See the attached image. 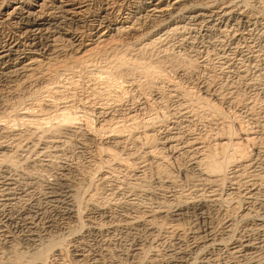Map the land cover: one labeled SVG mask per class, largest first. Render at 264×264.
<instances>
[{"label": "bare ground", "instance_id": "6f19581e", "mask_svg": "<svg viewBox=\"0 0 264 264\" xmlns=\"http://www.w3.org/2000/svg\"><path fill=\"white\" fill-rule=\"evenodd\" d=\"M126 1L128 0H100L102 7L99 13H94L90 9L93 2L91 0H0V82L7 86L11 91V94H9L12 95V97L13 94L18 96L20 95L19 91L27 89L29 97L35 99L38 98L39 95L42 96V93L55 95L56 92L50 87L58 83L57 80L60 79V76H71L74 73L77 75V72L79 74L80 72L86 73L87 71L92 75L91 80L94 84L91 83V90L98 98L96 100H101L102 97L105 99L106 97L109 98L110 101L116 103L120 97H111V93L116 90H119L121 94L123 93L120 90L122 88L120 85L124 83L123 78L132 75L130 74L131 72L137 73L136 75H140L145 79L146 81L144 80L145 82L144 84L142 83V85L147 86L146 88H150L149 90L152 89L154 84H152V81L150 83L148 78L156 74L153 70L154 68L145 63L144 66V64H142V62L140 63L136 58H129L131 57L130 54L134 53L136 57H143L144 53L152 52L153 49L163 42H166L173 34L187 28L186 26L184 27V25L178 26L177 21H188L191 19V21L194 22L196 20L199 22L198 27H204L205 32L219 31L222 33L226 30L225 28L231 25V23H229L230 25L228 26L226 25L229 21L233 23L232 25L238 27H240V25L248 27L253 19L251 13H249L250 11L247 10L250 0H131L130 4ZM254 2L264 10V0H254ZM125 4H128V6L124 8V6H126ZM137 4L143 5L146 11V16H144L142 20L139 18L136 19L133 14L127 13L130 8H135ZM250 7H252V5ZM144 23H149L150 25L143 28ZM192 26L194 27V25ZM85 28H87V31ZM234 39L235 38H233V40ZM121 40L127 41V43ZM162 49L164 55H167L166 52L168 49ZM164 58L168 60L170 66H172L171 64L175 59V61H177L176 64H178V66L180 65L179 67L184 65L182 69L186 71H194L196 68V61L190 59V56L189 58L164 56ZM68 83L69 82H67V84ZM142 85H140V87ZM95 86H97V88H95ZM205 86L203 87V96L193 98L194 100L190 102L191 107L197 110V112H208L209 115L215 116L218 120H225V118L222 117L223 115L221 116L219 114L217 107H215V102L219 103L224 99L216 92L208 93L210 91L208 90L209 87ZM156 89L158 88L156 87ZM156 89L155 87L153 88V90ZM175 90L178 91L177 88L174 89V91ZM156 92L158 91L156 90ZM156 92H154V94ZM204 96H207L208 99ZM5 98L8 100V97L0 96V106H2V111H0V130L4 131L6 136L3 137L7 138V140L0 141L1 239L6 241V238L9 236H6L7 231H5V229L3 230V227L7 224L14 223L13 212L18 211L16 209L18 206L17 204L22 201V199L27 200L30 198L32 190L34 191V188L32 189L33 184H35L34 178H32L31 174H28L26 170L21 171L18 170V168L21 167L20 165L22 164H25V166L29 164L35 165L36 161L33 156L32 160L28 159L29 156L20 158L17 152L22 151V148H25L24 152L28 155L31 153L43 156L48 147L51 153L56 154L59 153V148L62 145H66L79 135H82V137L86 136L85 139H79L77 143L80 146H85L84 148L88 145H86L87 141L95 145L91 160L94 171L98 173V176L96 177L97 181L93 180L91 176H88V179H84L86 183L83 180L82 183L81 181L70 180L67 177V172H62L63 174H60L59 178H54L56 184L54 181L45 180L43 182L44 193L41 195L43 196V201L40 202L49 204L51 210H47L50 212L53 211V220H45V223L43 222L45 226V230L43 231L44 234L42 233L43 235L40 236L39 234L38 236L39 230H37L38 233L36 234V230H34L35 227L32 226L34 222V212L32 211H34V209L32 211L31 209L29 211V208L24 209L22 207L24 204L22 203L21 208L23 209H20L22 212L19 214L20 220L25 221V226L27 225V228L24 227L26 228L27 234L25 238H23L25 239L23 242H26L24 245L28 244L30 249L27 250V246H25L26 251H23V249H16L14 247L15 245L12 247L13 244H10V246L8 245L9 247H7L9 248L8 251L5 252L6 254L4 255L6 258H4L2 263L0 261V264H65V262L68 264H83L88 256L86 253L84 254L83 250L86 247L85 245H87L83 240L85 235H89L90 237L94 236V239L95 236H97L99 239L97 244L93 243V245H96V250L94 251L95 253H92L93 255L91 254L92 257L89 256L91 257L90 264H104V262L102 263L103 258L108 257L106 255L110 253L111 244H115L114 241L113 243L110 242V236L120 231L124 232L123 234L141 231L144 233V236L147 237H145L147 241L134 240L133 242L131 240L133 242L132 247L127 249L128 253L124 257L121 255L125 260L129 261V264L140 263L139 257L140 259H145V264L159 263L156 249L161 247L164 242L166 243L167 240L170 244L168 247H171V249L166 251L163 261L159 264H217L219 252L223 250L226 252L228 260L240 256L243 259L244 257H248V259L252 258V263L251 261L249 262L251 264H264V210H261L264 206V198L263 200H259L262 198L258 199V194L261 193V190L259 184H257V182H260L262 176L253 173L251 154L250 151L246 150L249 146H253L254 144V137L251 131H243V129H241L239 133H236L232 130L230 125L222 122L221 124L224 127L222 125L219 126L220 129H217L219 136L212 137L215 138L212 144H210L212 141L209 144H205L203 143V138L199 139L193 137L190 141H187L189 143L186 145L184 144L186 147L183 148L184 146L182 147L180 143L182 139L179 138L182 137L179 136L181 133L177 132L174 126L171 128L168 127L169 129L167 128L169 130H167L168 134L166 136L164 135L161 140H156L154 134L155 126H153L154 122L148 121L144 123L146 130L142 132L141 137L143 135L142 139L144 144H146L144 147H147V149L144 153L142 152L143 155L140 158L142 162H139L141 165L149 159L154 160L152 163L154 167L152 169L155 171L154 176L157 178L159 190L154 192L155 195L152 193L153 190L152 192L147 191V195L144 194L150 199L149 201H151L153 197L155 206L145 205L146 209L141 210L138 206L141 203H133L135 198L123 199L124 201H120L125 195L121 198L118 197L119 194H117V191L119 187L110 184L112 183L110 181L115 178H111L112 180H110V172L113 169L109 172L110 163L108 165V161L115 162L117 165L118 162H124L123 166L128 170V173L135 176L134 178H138L139 175H142L147 166L150 167V164H142V167L138 169L139 167L134 165L136 163L128 164V161V163L124 161L126 159L121 160V154L120 156L116 154L122 150V148H125L124 145L127 144L125 143L127 138L121 135V132L129 129V131H131L132 128L139 126V123H136L134 120V115L129 114V110H127L128 113H125L131 124L128 126L120 125L121 123L117 121L115 126L110 129V134L109 132L107 133L110 136L104 137V131H107L111 126L110 124L113 122L110 121L111 119L103 120L95 129L92 128L89 119L90 114H88V112L78 115L77 112L71 111L73 107L70 105L59 108L51 99L52 101H47L49 103L47 105L41 102L38 103V100L35 101L33 106L35 109H38L39 112L44 110V105L54 108L51 112V116L49 115L44 121L40 119L39 121L34 120V113L32 114L30 107H23V109H20L22 110L21 113L17 112L16 107L22 105V100L19 99V97L14 103L11 102V104L7 103ZM185 105L186 104H184V106ZM179 107L180 109L178 110L181 114L183 110L187 109L183 108V105ZM105 108L106 106L102 109H97L96 113L102 117V114H105ZM183 114H187V112L185 111ZM52 122L55 123L53 124ZM80 122L85 123L86 131L85 133L83 132L84 134H82L79 127L75 126ZM48 124L49 127L44 126V128L42 126ZM14 126H19L21 128H23V126L26 128L34 126L37 130L39 129V132H31L30 134H33V139L34 137L36 138V143L41 144L43 147L40 146L41 148H39L37 144L33 143L34 141L31 142L35 144L32 147H25V145L22 147L20 144L22 142L21 138L24 137V134L26 136V132L22 133L24 132L23 130L20 132L18 131L20 128L16 129ZM26 131L31 130L27 129ZM45 133L48 134V136H44ZM262 136L261 134L260 137ZM43 138L46 140H43ZM24 139L25 138H23V140ZM28 139L29 138L25 140L29 141ZM134 140H136V138H134ZM29 143L30 141L26 144ZM107 143L110 147L106 146ZM104 144L106 147H102ZM118 148L121 149L117 152L110 150H117ZM162 150H168L172 153L181 151V156L188 157V161H190L188 164H190V166L194 165V169H196V178L191 180L189 190L193 192L192 198L184 195V192H181L183 191L181 187L179 188L176 186L181 189V193H173L168 189L172 187L177 180L174 181L168 176L169 168L167 167V169L165 164L163 165L167 171L163 169L164 166H162V163L161 165L159 164L161 160H164V157L162 159L161 156ZM262 155H264V150ZM103 156L105 157L104 159L102 158ZM126 157L128 158V155ZM262 159L264 160V158ZM49 161L47 158L46 160L40 159L37 160L38 163L36 165L40 164L42 167L43 165L47 166ZM104 164L106 166H104ZM119 169L123 170L122 168ZM245 170L246 172L248 171V173H246ZM30 171L29 173H31ZM14 172L19 173H16L20 177L19 180L17 179L18 177H13L12 174ZM244 172L247 175L244 174ZM242 174L244 178L245 175L247 176V181H240ZM143 175L145 176V173ZM170 175L172 176L171 173ZM124 176L127 177V175ZM162 178L163 180H160ZM138 180L140 181L141 179ZM135 181L136 180H134V182ZM137 181L135 182L136 185L138 183ZM36 183H38V179ZM262 183H264V181ZM122 184L125 185V182ZM177 184H179L178 181ZM138 186L136 188H138ZM121 187L123 186L121 185ZM128 187H126V189ZM130 187L132 190L127 189L124 191L127 192L129 190L128 193H130L136 189L134 186ZM176 187H172V189L174 190ZM138 189L142 188L139 187ZM16 190L19 192H16ZM142 190L146 189L143 188ZM128 193L126 195H128ZM132 196H136V194L133 192ZM153 199L152 201H154ZM37 202L39 203V201ZM11 205L13 206L10 207ZM214 208H217V219H211L212 216H208L209 211ZM95 216L99 219L97 220L94 218ZM47 218L49 219L48 216ZM189 218H191V220H189ZM183 221H187L185 224L186 226L183 224ZM199 221L204 222V230H202V232H200V229L199 232L197 231L200 225ZM34 223L36 224V222ZM57 224L64 226L63 231H61L62 228L60 231L57 230ZM60 225L59 227H62ZM200 227H202V223ZM15 228H17L16 225ZM16 232L17 234L19 233L17 230ZM55 232L60 233L55 234ZM247 233L252 234V237L247 236ZM20 234H18V236ZM186 234H188L187 236H189V240H191L190 245H186L188 243H180V240H183ZM18 236L15 237L19 238ZM9 238L11 239V237ZM120 238L122 237L120 236ZM1 239L0 242L3 243ZM164 246L165 245L162 247ZM3 248L5 249V247ZM89 252L88 254H90ZM160 254L159 256L161 257ZM119 256H117V258ZM248 259L245 261H248ZM241 260L242 259H240V261ZM236 261L233 260V262ZM245 261L244 263H246ZM107 264L116 263L111 260Z\"/></svg>", "mask_w": 264, "mask_h": 264}, {"label": "rangeland", "instance_id": "374dc122", "mask_svg": "<svg viewBox=\"0 0 264 264\" xmlns=\"http://www.w3.org/2000/svg\"><path fill=\"white\" fill-rule=\"evenodd\" d=\"M91 1H93L92 5L90 6L91 11L94 13H99V11L102 7L100 0H91ZM128 1H126V2L128 4H130L131 0H128ZM235 1H238V0H235ZM253 3H255L254 0H250L249 6L247 7L248 8L247 10L250 11L249 13H251V15L253 17V19L251 20L248 27H245V25L244 26L240 25V27H241L240 28L236 25H232L233 23L231 21H229L226 25L227 26L230 25L229 23H231V25L228 27L226 26L227 28H225V29L227 31L224 30L223 31L224 33L222 32L223 33L222 34L219 31L218 32L217 31L205 32L204 27L203 28L198 27L199 22L196 20L194 22H192L191 19H189L188 21L180 20L182 22L177 21L178 22L177 25L178 26L184 25V27L186 26L188 28V29L186 28L187 30L184 29V30H181L180 32L178 31V33H175L176 35L173 34L171 37L168 38V40L166 42H163L158 47L153 49L152 52H148L146 54L144 53L143 57H139V56L136 57L134 53L133 54L131 53L130 54L131 57H129V58H132V59L136 58L140 63L141 62H142V64L145 63L146 65H150V67L154 68L153 70L156 73V74H154L155 76L152 75L151 78L150 77L148 78L149 82L151 83V81H152V84H154V86L152 87L151 90H149L150 88H146L147 86L142 85V83L144 84V82L146 80L143 79L140 75H136L137 73L131 72L130 74H132V75H128L129 77L126 76L125 77L126 79L123 78L124 83L121 82L123 86L120 85L122 87L120 90L123 93L121 94L119 92V90H116L115 92L111 93V97L112 96L120 97V98H118V101L116 103L113 101H110V99L106 98V97H105V99H103V97H102L101 100H96L98 98L95 96V94L92 93V90H91V88H92L91 83L94 84L91 80L92 75H90L87 71H86V73L80 72L79 74L77 72L76 74L78 76L75 75V73L71 76H60V79L57 80L58 83L55 85L53 84L54 86L52 85L50 87L52 90L54 89L53 90L54 92H56L55 95L42 93V96L39 95L38 98L34 99L33 97H29V94L27 93L28 90L26 89L23 91L27 94H25L23 91H19V94L20 95L22 94L21 96L20 95L15 96L16 94H13V97H12V95H10L11 91L7 88V86L4 83L0 82V91H2V92H0V96L8 97V100H7V98H5V99L7 100V103H9V104H11V102L14 103L15 100H17L19 97V99L22 100V105L20 104L21 106L16 107L17 112L21 113L22 110H20V109H23V107H25V108L30 107L32 114L34 113L33 114L34 120L40 119L41 121L42 120L44 121L49 117V115L51 116V112L53 111L54 108H50V106H46L47 104H49L47 102L48 100H50V101L53 100L55 102V105L59 106V108L66 106V105H70L71 107H73V108H71L72 109L71 111L77 112L78 115H82L83 113L88 112V114H90L89 119H90L92 128H95V129L99 126V124L102 123L103 120H110L111 119L110 121H113V122L111 124L109 123L111 125L110 128H108L107 131L105 130L106 132L104 131V133H103L104 137L105 136L108 137V135L111 132L110 129L115 126V123L117 121L121 123V124L119 123L120 125H125V126L127 125L128 126L131 124V122L128 120V117L126 115V113H128L127 110H129V112H130L129 114L134 115V117H135L134 120L136 123H139V126L132 128L131 131H129L130 130L129 129L127 131L121 132L122 133L121 135H124V137L127 138L126 139L127 141L125 142L127 144L124 145L125 148H127V149L122 148V150H120L121 148H118L117 150H113V149H110V150H112L114 152H117L118 150H120L119 151L120 153L118 152L116 154H119V156L121 154V156H120L121 160L126 159L124 161L126 163L129 162L128 164L136 163L134 165L139 167L138 169H140L142 167V164L143 165L144 164L145 165L150 164L151 168L149 166H147L150 169H148L146 167V169L143 171V174L145 173V176L142 174L143 176L139 175L138 178H134L135 176H133L132 174L127 172L128 170L123 166L124 162H122V163L118 162V165H117V163H115V162H109L108 161V165L110 163V165H109L110 169L108 168V165H107V168L109 169V172H110V170L113 169L110 172L111 177L110 176L109 177H110V180H112L111 178H115V179L110 181V182H112L110 184H112L113 186L119 187V189L117 191V194H119L118 197L121 198V197H123V195H125V197H123L120 201L135 198V200H133V203H135V204L141 203L140 205H138L139 208H141V210L146 209L145 205L146 206H155V204H154L155 200L153 199V197H152V199L154 201H152V199H151V201H152L151 202V201H149L150 199H148V197L145 195H147L148 192H152V190H153L152 193L157 192L159 190L157 178H155V176H154L155 171H153L154 169H152L154 167L152 165L154 160H152V159L147 160L146 159L147 161L142 163L141 165L139 162V161L142 162V159H140V158L142 157L143 153L147 149V147L146 148L144 147L146 144H144V142H143V139H142L143 135L141 137L142 132L144 130H146L144 127V123H146L148 121L154 122L153 126H155L154 127V129H155L154 134H155L156 140H161L164 137V135L166 136L168 134V131H169L168 127L171 128L172 126H174V129L176 128V131L181 133V135H179V136L183 137V138L179 137L182 139V140L180 139L181 140L180 143H181L182 147L184 146V144L186 145L187 143H189L187 141H190L191 138H193V137L194 138L196 137L199 139L203 138L202 140H204L203 143H205V144H209L212 141L210 143V144H212L214 142L213 139H215L212 137H218L219 136L217 129H220L219 126L222 125L221 124L222 122L224 124L226 123L227 125H230L232 127V130H234V132H236V133H239L241 129H243V131H249V132L251 131L253 133L252 136L254 137V141H253L254 144H253V146H249L246 150L250 151V154H251V161H253V170H254L253 173L254 174L256 173V174H259L260 176H262L260 182L259 183L257 182V184H259V186H260L259 188L261 190V193L263 194V196H262V194L259 193L258 199L262 198L259 200H263V198H264V192H263L264 191V183H262V182L264 181V178H263L264 171H262V170H264V164H263L264 160L262 158H264V155H262V152L264 150V148H263V146H264V66H263V64H264V56H263L264 55V10L261 9L257 3H255V4H253ZM128 4H125L126 6H124V8L127 7ZM250 4L252 5V7H250L251 6ZM135 6H136L135 8H130L127 13L133 14L136 19L139 18L142 20L144 18V16H146V11L144 10V6L141 4H139V5L137 4ZM140 16H142V17H140ZM190 22H192V23H190ZM196 24H197V26H196ZM149 25H150L149 23H144L143 28H146ZM192 25H194V27ZM222 26H223V24H222ZM85 29L87 31V28H85ZM245 29H247V30H245ZM233 38H235V39L233 40ZM121 41H123L124 43L125 42L127 43V41H124V40H121ZM162 48L168 49L166 52L167 55H164ZM132 55H134V56H132ZM164 56H170L173 58H176V57L177 58H182V57L183 58H189V56H190V59H194L196 61V68L194 69V71L193 70H187L186 71L185 69H182L184 65H181V67H179L180 65L178 66V64H176L177 61H175V59H174L175 62L173 61V63L171 64L172 66H170V63H168V60H166V58H164ZM191 57H193V58H191ZM261 57H262V59H261ZM145 64H144V66H145ZM173 64H175V65H173ZM261 70H262V72H261ZM184 71H186V72H184ZM87 73H88V75H87ZM67 82H69V83L67 84ZM139 83H141V84H139ZM140 85H142L144 87H142V86L140 87ZM205 85L209 87L208 90H210V91L208 93L216 92V93L220 94L221 98L224 99V100H222V102L220 101L219 103H217L215 101L214 102L216 103L215 107H217L219 114L221 116L223 115L222 117L225 118V120H223V121L218 120L215 116L209 115L208 112L207 113L206 112L204 113L203 111L197 112V110H195V109H193V107H191L190 102L194 100L193 98L203 96V91H204L203 87ZM154 87H155V89H156V87L158 88L156 90L161 95L158 92H156V90H153ZM95 88H97V86H95ZM176 88L178 89L179 93L176 90H175L176 92L174 91V89H176ZM201 90H202V92H201ZM154 92H156V93L154 94ZM183 94H184V96H183ZM48 96H50V97H48ZM158 96L159 97L161 96V97L159 98ZM9 97H10V99H9ZM204 97H206V99H208L207 96H204ZM160 99H161V101H160ZM10 100H12V101H10ZM37 100H38V103L41 102L43 104H46L43 107L44 110H42L43 114H42V112H39L38 109H35L33 106L35 101H37ZM186 101H188V102H186ZM184 104H186V105L184 106ZM181 105H183V108H187L186 110L182 111V114L178 110V109H180L179 106H181ZM105 106H106L105 109L107 112L105 111V114H102L103 116L101 117V115H98L96 113V111H97V109H99V108L102 109ZM1 108H2V106H0V111H2ZM185 111L187 112V114H183ZM194 111L196 112V114ZM236 124H238V125H236ZM77 125H75V126L79 127L80 130L82 131V134H84L86 131L85 123L80 122L79 124L77 123ZM42 126L43 127L44 126L49 127V124L48 125H42ZM15 128L16 129L20 128L18 130L20 132H21V130H23L24 132H22V133L26 132V136L24 134L23 135L24 137L21 138L22 140L20 139L22 141L20 143L22 147L24 145H25V147H27V146L32 147L35 144H37L39 148L43 147V146H41V144L36 143V140H35L36 138L34 137V139H33L34 135L30 134L31 132L32 133L39 132V129L37 130L34 126H29L28 128H26L24 126H23V128L16 126ZM27 129L28 130L30 129L31 131H26ZM108 132H109V134H107ZM129 133H131V134H129ZM135 133H137V134H135ZM261 134L263 135L262 136L263 138L260 137ZM133 135L136 137H134ZM3 136H6V134L4 133V131L0 130V141L7 140V138L5 137L6 138L5 139ZM31 136H32V138H31ZM44 136H48V134L45 133ZM83 136H85V135H83ZM85 137H82V135H79L78 137H76V139L74 138L72 140H71V138H72L71 137L70 140L73 142L70 141L71 143L68 142L69 144L68 143L66 145L64 144L65 146L62 145L60 148H63V149L59 148L60 151H58L59 153H56V154L51 153V150L49 147H48L49 150L45 148L46 150H45V152H44L45 154H43V156L37 155V154H31V153L28 155L24 152L25 148H22L23 149L22 151L17 152V153H19L20 158H24V157H28V156H29L28 157L29 160H32V156L35 158V161H36L35 165L29 164V165L25 166V164H22V165H20L21 167L18 168V170H21V171L26 170V172L28 174H31L32 178H34L33 180H34L35 184H33V187H32V189L34 188V191L32 190V193L30 194V196H31L30 198H28L27 200L22 199V201H20L17 204L18 206L16 207V209L19 212L18 211L13 212V214H14L13 215V222L14 223H10L12 226L10 224H7L6 226L8 228L6 226L3 227V230L5 229V231H7L6 236L7 235H9V236L6 238V241L4 239L0 238L1 241H3V243L0 242V251H1L0 252V257H1L0 261H1V263L4 261V258H6V257H4V255L6 254L5 252L8 251L9 248H7V247H9L10 244L11 245L13 244L12 247L15 245L14 247L16 249L18 248L19 250L23 249V251H26L25 246H27V250L30 249L28 244L24 245V244H26V242L25 243L23 242V241H25V239H23V238H25V236L27 234L26 233V228H27L26 226L27 225L25 226V221L22 220L23 221L22 222L20 220L19 214L22 213L20 209H23V208L28 209L29 208V211H30V209H31V211L34 209V211H32V212H34V222H36V224L33 222L32 226L35 227L34 230H36V234L39 232L37 234L38 236H39V234H40V236L44 234L43 231L45 230V226H44L45 220L46 221L47 220H53V214L54 213H53V211H51V212L49 211V210H51L49 204H46V203L43 204L42 202H40V201H43V196H41V195H42V193H44V183L43 182L45 180L53 182L54 178L57 179L60 177L59 176L60 174H63L62 172H65V173L67 172V175H68L67 177L72 181H81L83 183V181H85L84 179H88L87 178L88 176H91V178L93 180L97 181L96 177L98 176V173H95L94 167L92 165V160H91V156L93 155L92 151H93L95 145L92 142L90 143V141H87L86 145L87 144L88 145L86 146V148H84L85 146H80L77 143L79 139H85ZM23 138H25V139L29 138L28 140L30 141V143L26 144L29 141H27L25 139H24L25 140L24 141ZM131 138H133V139H131ZM134 138H136V140H134ZM44 139L45 138H43V140ZM47 140H49V139H47ZM136 141H138V142H136ZM31 142H33L35 144H33ZM259 142H261V143H259ZM182 143H183V145H182ZM106 146L110 147L108 143ZM106 146H105V144H104V146L102 145V147H106ZM185 147L186 146H184L183 148H185ZM249 148H250V150H249ZM161 152H162L161 153L162 159L164 157L165 161L161 160L162 162L160 161L159 164L161 165V163H162V166H164L163 164H165L166 168L167 167L169 168V169L167 168L168 169V176H170L174 181L177 180L179 182V184H177V181H175L176 183L174 182L172 187H176V186H178L179 188L181 187V189L183 190L181 192H184V195H187V197L192 198L193 192H190L189 190H190L191 180H194L196 178L195 177L196 176L195 175L196 169H194L195 168L194 165L190 166V164H188L190 162V161H188V157L181 156L180 155L181 151H177L176 153H172L168 150H162ZM46 153H47V155H46ZM258 154H261V155H258ZM51 155L52 156L54 155V156L52 157ZM127 155H128V158L126 157ZM130 155H131V157H130ZM260 156H262V157H260ZM30 157H31V159H30ZM55 157H57V158H55ZM46 158L48 161L50 160L49 164H48L49 166L43 165V167H42L40 164L36 165L38 163L37 160H40V159L46 160ZM102 158L104 159L105 157L103 156ZM256 159H257V161H256ZM259 160H260V162H259ZM90 161H91V163H90ZM130 162H133V163H130ZM51 163H52V165H51ZM156 163H157V161H156ZM138 164H139V166H138ZM114 165L117 169L114 167ZM104 166H106V165L104 164ZM258 167H260V168H258ZM119 168H122L123 170H121ZM166 168H165V166L163 167V169H165V170H166ZM255 169H258V170H255ZM161 170H162V167H161ZM29 171L31 173H29ZM88 171H89V173H88ZM248 171H250V170H248ZM248 171L246 172V170H245L246 173H248ZM113 172H114V174H113ZM245 172H244V174H246ZM14 173L13 174L11 173V174L13 175V177H18L17 179L19 180L20 177H19V175H17L19 173L18 172H14ZM170 173L172 174V176L170 175ZM112 175H115V176H112ZM124 175H127V177ZM246 175H245V178H244L243 174L241 175L242 176V178H240L241 182H243L244 180L247 179ZM173 177H175V178H173ZM41 178H43V179H41ZM188 178H189V180H188ZM37 179H38V183H36ZM138 179H141V180L139 181ZM153 179H155V180H153ZM262 179H263V181H262ZM121 180H123V181H121ZM134 180H136V181L138 180L137 185L135 183L136 181L134 182ZM160 180H163V178ZM124 182H125V185L122 184ZM153 182H154V184H153ZM241 182H239V183H241ZM85 183H86V181H85ZM139 183H141L142 186ZM55 184H56V182H55ZM121 185L123 187H121ZM155 185H157V186H155ZM130 186H132V187L134 186L135 188L138 186V188L141 187L142 189L145 188L146 190L136 188L133 191L134 194H136V196H132L133 192L128 193L129 190L127 192L124 191V190L130 189L131 188ZM126 187H128V188L126 189ZM155 187H158V188H155ZM172 187H169L168 189L171 190L173 193H175V192L181 193L180 192L181 189L176 187L173 190ZM149 188H151V189H149ZM152 188H155V189H152ZM175 189H177V190H175ZM130 190H132V189H130ZM16 192H19V191L16 190ZM127 193L129 196L132 194L131 195L132 197L131 196L129 197L128 195H126ZM154 195H155V193H154ZM104 197H105V195H104ZM32 199H34V200H32ZM36 199H38V200H36ZM232 199H233V197H232ZM32 201L34 202V204ZM37 201H39V203ZM22 203L24 204L23 206H22ZM13 205H14V203H13ZM13 205H11L10 207H12ZM21 206L23 208H21ZM47 209H49V210H47ZM216 209L217 208H214V209L210 210L211 212L209 211L208 216L211 215L212 216L211 219H215V218L217 219L218 218V213H217ZM261 210L262 211L264 210V206L262 207ZM35 212H37L38 214ZM48 213L50 214V216ZM43 215H45V216H43ZM47 216L49 217V219L47 218ZM211 216H209V217H211ZM15 217H16V219H15ZM94 218H96L97 220L99 219L97 216H95ZM41 219H42V222H41ZM189 220H191V218H189ZM20 222H21V224H20ZM186 222H184L183 224L185 225ZM201 223H202L203 229H202V227H200ZM14 224L16 225L17 228H15ZM199 224L200 225L198 226L199 228H197V231L199 232L201 230L200 232H202V230H204V226H203L204 222L199 221ZM59 225L60 224H57V230L60 231V229L62 228L61 231H63L64 226L60 225L62 227H59ZM20 227H22V228H20ZM24 227H26V228H24ZM42 227H43V229H42ZM18 228H20V229H18ZM16 230L19 232L18 234H20V232H21V234H20L21 236L20 235L18 236ZM37 230H39V231L37 232ZM238 230H239V228H238ZM121 232L122 231L116 232L115 234L113 233L110 236L111 237L110 242L113 243V241H114L115 244L116 243H118V244H116V245L111 244L112 248L110 247V249H111L109 251L110 253H109V255H106L108 257L105 256L107 259L103 258L102 263L104 262V264H107L111 260H113L116 264H129V261L125 260V258H123V257L128 253L127 249L128 248L130 249L132 247V245H133L132 243L134 242V240H142V241L146 240L147 241V239H146L147 237L144 236V233H142L141 231H134L133 233L129 232L128 234L127 233L123 234L124 232H122V233ZM10 233H11V235H10ZM23 233H24V236H23ZM57 233L55 232V234H57ZM247 234H244V235H247ZM53 235H54V233H53ZM122 235L125 236L126 238L123 237ZM187 235L188 234H186V236ZM12 236L14 237V239ZM15 236H18L19 238L15 237ZM120 236L122 238H120ZM186 236L183 238V240L182 239L180 240L181 241L180 243H188L186 245H190L191 240H189L190 239L189 236H187V237ZM247 236L252 237V234H248ZM9 237H11V239ZM87 237L89 240L87 239ZM19 239H20V241H19ZM112 239H114V240H112ZM83 240H84L85 244H87V245H85L86 247L83 249L84 254L86 253V255H88L86 257L87 259H85V262L83 264H90L91 263L90 260H91V257L93 255L92 253H95L94 251L96 250V245H93V243L97 244L99 239L97 236H95V239H94V236L90 237L89 235H85ZM146 241H145V243H146ZM167 241H166V243L164 242V244H163V245H165L164 247H162L163 246L162 245L161 247H158L159 249L158 248L156 249L157 250L156 252H158L157 258H158L159 263H161V261H163L166 251L171 249V247H168L170 244ZM121 245H123L124 247ZM3 247H5V249ZM87 248H88V250H87ZM113 248H114V250H113ZM92 249H93V251H92ZM87 251L88 252L91 251V252H89L90 254H88ZM145 251H147V250H145ZM159 254L161 255V257L159 256ZM89 256H91V257H89ZM117 256H119V257L117 258ZM239 257L234 258L232 260L231 259L228 260L226 252L223 250V251L219 252L217 264H247L250 261H251V263L253 261L252 258H250V257H249L250 259H248V257H244V259L241 257L239 258ZM240 259H242L243 261L242 260L240 261ZM247 259H248V261H245ZM233 260H235V261L237 260V261L233 262ZM107 261H109V262H107ZM244 261L246 263H244ZM87 262H89V263H87ZM139 262L140 263H138V264H145V259H140V257H139ZM159 263H156V264H159ZM251 263H249V264H251ZM65 264H68V263L65 262ZM97 264H99V263H97Z\"/></svg>", "mask_w": 264, "mask_h": 264}]
</instances>
